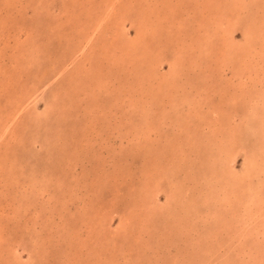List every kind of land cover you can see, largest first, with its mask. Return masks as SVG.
<instances>
[{
    "label": "rangeland",
    "instance_id": "rangeland-1",
    "mask_svg": "<svg viewBox=\"0 0 264 264\" xmlns=\"http://www.w3.org/2000/svg\"><path fill=\"white\" fill-rule=\"evenodd\" d=\"M0 264H264V0H0Z\"/></svg>",
    "mask_w": 264,
    "mask_h": 264
}]
</instances>
